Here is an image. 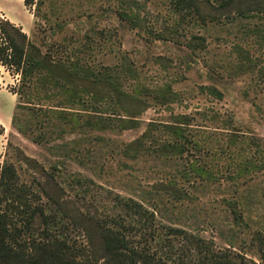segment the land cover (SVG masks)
<instances>
[{
    "label": "rangeland",
    "instance_id": "374dc122",
    "mask_svg": "<svg viewBox=\"0 0 264 264\" xmlns=\"http://www.w3.org/2000/svg\"><path fill=\"white\" fill-rule=\"evenodd\" d=\"M242 1L241 9L255 2L264 4V0ZM44 2L37 10L35 5L28 8L24 0H0V18L5 19L4 13L21 24L31 41L56 59L68 57L76 48L82 50L81 57L95 67L130 65L135 76L125 83L128 92L133 91L137 83L146 86L171 83L182 94V99L170 107H148L140 116L139 129L121 133L93 132L88 137L68 132L62 137L49 135L38 144L13 127L0 164L14 161L23 182L46 186H49V178L27 165L25 157L36 160L49 172H53L56 165L62 167L56 175L61 189H52V194L61 197L66 202V211L72 214L78 209L93 213L97 210L99 215L110 213L116 195L144 201L152 208L149 201L162 195L160 205L154 209L161 225L200 232L209 239L214 238L217 248L227 247L223 238L230 229L231 218L222 200L233 196L231 182L223 179L220 185L195 186L185 182L191 199L174 204L166 201L163 190L156 192V188L170 179H178L183 185L175 170L183 169L186 159L165 163L146 156L134 161L122 156L119 146L137 139L150 122L165 123L173 114H191L196 118L194 131L212 137L214 144L215 139L226 144L231 130H226L223 123L233 120L242 141L252 137L264 149V78L259 73L264 68V38L261 36L264 16L248 13L242 17L236 9L223 11L215 0L213 4L200 0L199 12L191 14L175 12L170 0ZM124 11L137 17L136 25L121 18ZM168 26L178 28L179 35H175L173 41L157 40L155 34ZM195 35L206 39V49L193 52L186 46ZM239 48L250 52L257 67L254 73L233 72L241 59ZM22 86L20 74L0 63V124L4 127L12 125L14 116L21 125L38 122L45 109L58 105L57 100H51L46 93L39 94L34 88ZM211 86L223 93L222 100L202 90ZM16 92L21 93L18 99L12 95ZM111 112L104 109L103 114L108 116ZM203 113L215 120L202 118ZM52 129L57 131L58 127ZM39 133L37 129L36 135ZM100 137L106 141H99ZM2 141L0 134V153ZM67 144L73 147L72 158H65V152L57 149ZM77 150L79 154L82 151V157L77 156ZM76 174L89 182L79 185ZM249 183L239 186V193L247 202L253 230L264 232V171L255 174ZM46 202L48 198L44 196L42 203ZM241 236L245 253L255 258L250 237ZM174 241L181 245L180 238Z\"/></svg>",
    "mask_w": 264,
    "mask_h": 264
},
{
    "label": "trees",
    "instance_id": "16d2710c",
    "mask_svg": "<svg viewBox=\"0 0 264 264\" xmlns=\"http://www.w3.org/2000/svg\"><path fill=\"white\" fill-rule=\"evenodd\" d=\"M206 1L213 4L212 0ZM215 1L221 10L236 9L242 17L248 13L264 16V4L258 2L241 9L242 0ZM170 2L175 12L190 14L198 13L201 4L200 0ZM24 3L28 8L35 5L40 10L45 2L24 0ZM120 16L136 25L137 17L132 13L124 11ZM179 31L176 27H165L155 34L156 39L173 41ZM261 36L264 38V27ZM186 46L194 52L206 49L207 42L203 36L195 35ZM237 51L242 54L233 72L254 73L257 67L250 52L241 48ZM81 52L74 48L68 57L56 59L32 42L22 28L0 18L1 65L20 74L22 87L34 88L39 94L44 92L58 102L55 108L42 107L43 118L38 122L21 125L14 116L13 127L19 133L38 144L49 135L62 137L68 132L88 137L93 132L121 133L139 129L140 116L148 107H170L182 99L171 83L156 86L137 83L128 92L125 83L135 76L130 65L95 67L81 57ZM259 73L264 78V68ZM202 90L223 99V93L216 87ZM104 109L112 110L111 114L105 116ZM207 114H201L202 118H215ZM195 122L191 114H173L165 123L150 122L137 139L119 146L120 153L134 161L146 156L165 163L186 159L185 167L175 170L183 185L178 179H170L156 188V192L163 190L166 201L174 204L191 199L185 182L193 186L220 185L223 179L231 182L233 196L222 200L231 218L230 229L223 238L227 247L217 248L214 238L200 232L161 225L154 209L160 205L162 195L149 201L153 209L144 201L116 195L110 213L99 215L97 210L93 213L78 209L72 214L66 211V202L52 194V189H61L56 175L62 167L56 165L49 172L36 160L25 157L27 165L49 178V186L23 182L14 161L0 164V264H264V232L253 230L247 202L239 193V186L250 184L255 174L264 171V149L252 137L242 141L233 120L223 123L226 130H231L226 144L219 139L214 144L212 137L194 131ZM35 129L40 133L36 135ZM4 133L0 124V134ZM71 148L70 144L57 146L65 152V158H72ZM76 154L82 157V151L79 154L77 150ZM223 159L225 163L221 162ZM74 177L79 185L89 182L80 179L81 174ZM44 196L48 198L46 204L42 203ZM241 235L250 237L255 258L245 253ZM175 238L181 239V245Z\"/></svg>",
    "mask_w": 264,
    "mask_h": 264
},
{
    "label": "crops",
    "instance_id": "0c3cea01",
    "mask_svg": "<svg viewBox=\"0 0 264 264\" xmlns=\"http://www.w3.org/2000/svg\"><path fill=\"white\" fill-rule=\"evenodd\" d=\"M3 15H4L5 20H9L11 23H13V24H15L16 26H18V27H20V28L23 29V27H22L21 24L17 23L15 20L11 19V18H10L9 16H7L6 14L3 13ZM23 31L26 33V31H25L24 29H23ZM26 34L29 35L28 33H26ZM9 92H10V91H9ZM10 93H11V92H10ZM12 95H13L15 98L18 99V97H17L16 94H13V93H12ZM3 127H4V126H3ZM12 128H13V123H12V125H11L10 127H7V126L4 127V129H5V133L2 135V137H3V141H2V146H3L2 149H3V151L0 153V156L4 153V150H5V147H6L7 138H8L9 133L11 132Z\"/></svg>",
    "mask_w": 264,
    "mask_h": 264
}]
</instances>
